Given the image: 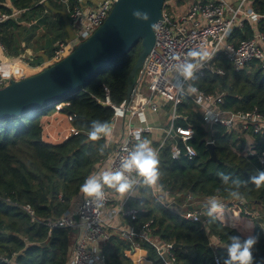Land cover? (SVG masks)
<instances>
[{
    "label": "trees",
    "instance_id": "obj_1",
    "mask_svg": "<svg viewBox=\"0 0 264 264\" xmlns=\"http://www.w3.org/2000/svg\"><path fill=\"white\" fill-rule=\"evenodd\" d=\"M70 4L73 7L75 0H70ZM253 8L262 17L259 30L264 34V0H253ZM0 11L10 15L20 12L17 19L13 17L0 24L8 57L19 58L32 47L25 44L31 41H25L31 32L39 37L37 45L32 47L34 55L27 60L39 72L55 56L61 43L75 37L69 8L59 0H0ZM40 27L42 30L38 33ZM253 34L246 22L243 28L235 29L231 42L240 43ZM142 51L143 45L139 42L68 98L71 105L61 113L74 117L73 125L79 133L63 143L49 144L43 138V119L53 113L52 105L26 116L0 120V257L17 254L19 264H67L73 232L58 229L50 234L49 228L32 221L21 205H30L40 221L60 218L72 208L84 180L92 176L100 161L112 151L108 137L102 136L97 141L88 138L92 121H107L111 127L115 113L105 104L108 98L116 106L124 103L131 72ZM220 66L225 69V75L207 74L195 84L207 93H224L221 102L224 109L243 112L258 109L264 115V64L253 61L238 72L223 57ZM165 109L170 112V105ZM178 113L183 116L178 124L191 126L196 132L192 144L197 157L190 159L184 154L176 159L170 145L161 149L158 157L161 176L156 186L163 190V196H157L150 185L138 186L129 198V206L144 211L136 220H128L127 225L141 228L153 221V238L181 245L174 251L179 264H216V256L223 264L232 235L257 236L258 243L253 250L255 261L264 264V185L256 188L249 182L239 189L241 200L246 201L249 210L261 215L260 218L247 216L239 207L248 230L222 222L209 223L206 215L210 197L235 204L239 200L228 194L235 188L232 181L237 178L250 181L264 167L256 156H239L235 149L245 146V138L229 135L218 125L212 128V141L220 163L212 160L208 126L198 106L185 99ZM256 140L260 142V150H264V135L256 136ZM219 173L229 176L227 183ZM190 197L192 200L188 201ZM163 199L175 200L181 211H202L203 222L185 220L179 212L167 208ZM213 239L218 240L217 246ZM132 243L113 235L105 248L107 264H134L127 256ZM142 247L149 251L152 264H163L154 248L147 243Z\"/></svg>",
    "mask_w": 264,
    "mask_h": 264
},
{
    "label": "built area",
    "instance_id": "obj_2",
    "mask_svg": "<svg viewBox=\"0 0 264 264\" xmlns=\"http://www.w3.org/2000/svg\"><path fill=\"white\" fill-rule=\"evenodd\" d=\"M59 1L67 4L69 8L75 37L60 44V48L50 60L51 65L64 59L73 50L72 45L75 42L81 43L92 36L104 24L118 0H75L73 7L70 0ZM19 14V11L12 15L0 11V24ZM261 18L253 8V0H166L162 20L155 28V47L138 73L130 101L125 100L120 106H116L108 98L105 104L112 107L115 113L111 125L112 134L108 136V145L112 151L107 158L100 161L92 176L99 177L104 171L122 170L123 160L134 150L136 144L157 132L162 134L160 142L151 147L158 157L160 150L170 145L176 159L184 154L190 159L196 158L197 151L192 144L196 137L194 128L178 124V120L183 118L178 113V108L185 99H190L198 106L207 126H222L227 134H237L245 138V146L241 150L235 149V152L245 158L258 157L264 167V150H260V142L256 140V136L264 135V115L258 109L249 112L224 109L221 107L224 93H207L195 84L207 74L225 75V69L220 66V59L223 57L238 72L253 61L264 64V34L259 30ZM246 22L251 25L253 36L240 43L231 42L235 29L243 28ZM0 48L6 54L1 34ZM193 48H203L213 55L212 59L203 62V66L195 71L194 79L185 80L180 75V68L185 62H195L187 56L188 50ZM9 65L10 70L6 73L0 69V90L11 81L30 76L29 68L24 66L21 59L10 61ZM193 87L197 89L195 93L192 91ZM70 105L68 98L52 105V114H62L69 125L55 124L53 121L44 122L45 142L60 144L79 133L73 125L74 117L61 113L64 107ZM167 105L171 108V119L166 127L138 123L139 118L146 114H161ZM121 123H124L122 127L119 126ZM177 138H181L180 143ZM211 141L209 140V143ZM125 175L131 183L126 193L120 194L105 185L104 199L96 201L81 192L73 202L72 208L60 218L40 221L30 205L21 207L31 216L32 221L48 227L50 234L58 229L73 232V245L67 264H107L105 248L113 235L133 242L131 249L127 251V256L133 262L136 253L143 252L146 255L142 260L152 264L149 251L142 247V244L147 243L154 248L163 264H179L174 244L152 237L153 221L141 228L127 225L128 220H136L140 212L144 211L130 207L129 198L134 195L138 186L146 183L135 171L126 172ZM151 186L157 196H163L160 187ZM163 200L167 208L179 212L185 220L203 222L202 211H181L175 200ZM190 200L191 197L188 201ZM217 200L224 204L226 211L236 205L244 209L247 216H261L252 213L245 200H239L233 205L221 201L220 198ZM222 223L227 225L226 220ZM136 229H139V233ZM213 241L218 245V240ZM213 244L216 245L214 242ZM16 259L17 254L12 257L1 256L0 262L19 264ZM215 262L221 264L218 256Z\"/></svg>",
    "mask_w": 264,
    "mask_h": 264
},
{
    "label": "water",
    "instance_id": "obj_3",
    "mask_svg": "<svg viewBox=\"0 0 264 264\" xmlns=\"http://www.w3.org/2000/svg\"><path fill=\"white\" fill-rule=\"evenodd\" d=\"M166 0H118L104 24L81 42L64 59L26 78L11 81L0 90V120L26 116L59 103L79 91L87 82L127 55L139 42L141 52L133 67L126 101L129 102L139 71L156 44L157 25ZM147 12L149 20L137 19L134 11ZM34 26L30 29L33 30ZM33 37V32L25 41ZM212 140V126H208ZM180 143L181 138H177ZM212 160L219 162L213 141L208 144ZM139 233V229H136ZM175 249L181 245H174Z\"/></svg>",
    "mask_w": 264,
    "mask_h": 264
},
{
    "label": "clouds",
    "instance_id": "obj_4",
    "mask_svg": "<svg viewBox=\"0 0 264 264\" xmlns=\"http://www.w3.org/2000/svg\"><path fill=\"white\" fill-rule=\"evenodd\" d=\"M133 15L137 19L144 21L149 20V14L147 12H141L139 10L134 11ZM153 28L157 25L153 24ZM212 53L203 48H193L188 50L187 56L192 58L195 62H185L181 65L180 75L185 80L194 79V73L197 69L203 66V62L212 59ZM193 93L197 91L195 87L192 88ZM112 134V128L107 121L101 123L99 121H92V128L88 132V138L92 141H97L101 137H108ZM139 140V135H137ZM120 171H104L97 176L87 177L83 184L80 186V191L86 197L95 198L96 201H102L104 199L103 186L115 189L118 193H126L131 183L126 172L135 171L140 177L143 178L147 185H156L160 180L161 173L159 171V158L158 154L151 147L150 142L145 139L136 144L133 151H131L126 159L123 160ZM222 181L227 183L229 176L224 173H219ZM255 185L256 188H260L264 185V171H259L256 175L250 177V181H242L239 178L232 181L235 186L234 190L228 194L235 200H241V192L239 189L242 186H246L248 183ZM225 206L219 202L216 197H210L208 202V208L206 215L210 218L209 223L223 222L225 217ZM257 236L240 237L232 235L229 238V243L225 249L226 255L223 260V264H256L254 256V248L258 243ZM146 255V253L138 252L133 257L134 264H139L140 259Z\"/></svg>",
    "mask_w": 264,
    "mask_h": 264
},
{
    "label": "crops",
    "instance_id": "obj_5",
    "mask_svg": "<svg viewBox=\"0 0 264 264\" xmlns=\"http://www.w3.org/2000/svg\"><path fill=\"white\" fill-rule=\"evenodd\" d=\"M18 16H16L15 19H17ZM41 30H42V27L39 28L38 33H40ZM32 38H34V33H33V37H31L30 39H32ZM32 47L27 49V51L25 52L24 55H22L16 59L8 57L3 52V50L0 48V69L4 73H6L10 70V65H9L10 61H15V60L21 59L23 61L24 66H26L27 69L29 68L28 69L29 72L33 71V73H34V72L38 71V73H39V70H36L35 68H32L27 64L28 58H30L32 55H34V51H33ZM47 64H50V61ZM29 75H31V74L29 73ZM32 75H35V74H32ZM46 116L44 117V120H43L44 122H46L45 121ZM170 119H171V113L164 109L162 111V113L158 114V115L146 114L145 116H142L141 118H139L138 123L139 124H149L153 127H157V126L166 127L170 123ZM123 125H124V123L119 124L120 127H122ZM161 135L162 134L160 132H157V133L151 134L147 137V139H149L151 146L158 145V143L160 142V139H161ZM251 139H253V138H251ZM245 142H246V139H245ZM241 212L242 211L240 210L239 207H233V208L231 207V209H229L228 211H225L224 220H226L227 225H233L236 227H240L242 229L245 228L246 227L245 219H244V216L242 215Z\"/></svg>",
    "mask_w": 264,
    "mask_h": 264
},
{
    "label": "rangeland",
    "instance_id": "obj_6",
    "mask_svg": "<svg viewBox=\"0 0 264 264\" xmlns=\"http://www.w3.org/2000/svg\"><path fill=\"white\" fill-rule=\"evenodd\" d=\"M48 38H50L49 35H48ZM38 39H39V37L38 36H35L33 39H28V41L29 40H31V41L30 42H25V44L27 43V45H31V46L35 47L37 45ZM79 44L80 43H76L75 42V44L72 45V49H74L75 47H77ZM50 66H51V64H46V66L43 67V70L46 69V68H48V67H50ZM36 70H38V69H36ZM43 70H41V71H43ZM29 73L32 75V74L38 73V71H36L34 73L32 71V72H29ZM45 121H49V122L50 121H53L55 124L61 123L63 125H69V122L66 120V118L62 114H59V113H54V114H51V115L47 116V118H46ZM243 230H245V231L248 230V227L243 228ZM213 242L217 245V242L216 241H213ZM139 264H147V262L144 259L143 260L140 259Z\"/></svg>",
    "mask_w": 264,
    "mask_h": 264
}]
</instances>
